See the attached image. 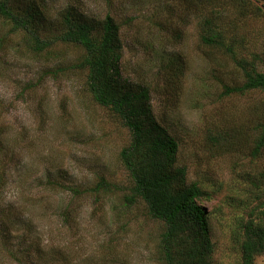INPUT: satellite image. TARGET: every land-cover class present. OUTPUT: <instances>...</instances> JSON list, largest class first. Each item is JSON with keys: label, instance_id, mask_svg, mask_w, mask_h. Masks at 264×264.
I'll use <instances>...</instances> for the list:
<instances>
[{"label": "rangeland", "instance_id": "rangeland-1", "mask_svg": "<svg viewBox=\"0 0 264 264\" xmlns=\"http://www.w3.org/2000/svg\"><path fill=\"white\" fill-rule=\"evenodd\" d=\"M240 2H226L220 18L227 39H239L238 57L263 72L264 11H256L253 0ZM38 3L46 14L36 29L42 39L63 32L59 14L69 4L94 19L111 14L120 24L123 75L148 84L158 121L180 143L179 165L208 194L200 203L210 218L213 262L240 264L232 240L255 205L244 193L245 173L264 172V150L252 156L258 126L264 124V92L223 96L224 85H242L244 74L224 53L198 48L197 20L179 46H167L166 37L183 16L180 0ZM9 38L0 47V264H163L158 254L163 224L141 205L118 210L122 187L131 186L119 160L130 134L90 99L84 75L69 71L82 50L59 45L35 53L23 35ZM175 55L187 64L179 97L160 73ZM59 67L66 73L52 75ZM217 133L225 134L221 147L209 141ZM100 177L117 187L104 203L69 192L93 187ZM255 264H264V256Z\"/></svg>", "mask_w": 264, "mask_h": 264}, {"label": "trees", "instance_id": "trees-1", "mask_svg": "<svg viewBox=\"0 0 264 264\" xmlns=\"http://www.w3.org/2000/svg\"><path fill=\"white\" fill-rule=\"evenodd\" d=\"M180 1L183 16L179 17L180 25L166 37L167 46H179L185 29L197 20L198 48L224 53L244 74L242 85H224L223 96L264 92V71L259 72L238 57L235 50L237 36L227 39L230 33L224 30L220 17L229 0ZM233 1L241 3L240 0ZM253 1L256 11H264V0ZM19 2L0 0V30L3 32L0 33V47L10 42L9 37L23 35L24 43L28 49L31 44L35 53L59 45L82 50L80 59L71 65L69 71L84 75L82 87L90 99L97 107L110 111L130 134L129 144L121 150L119 160L128 173L131 186L128 189L122 187L123 202L118 210L141 205L151 220L163 224L158 245L163 264H214L215 244L210 218L200 203L208 194L201 182L190 181L187 168L179 165L180 143L158 121L148 84L123 75L124 47L120 24L111 14L103 20L94 19L84 15L77 5L69 4L59 14L63 32L54 39H42L36 29L46 14L39 0H25L24 5ZM168 28H172L171 25L165 29L169 31ZM162 65L160 73L165 72V84L171 85L179 97V80L187 66L184 58L175 55ZM63 73H66L65 68L59 67L52 75ZM258 133L253 158H258L264 150V124L258 126ZM224 135L212 134L209 141L214 147H221L219 143ZM245 175L248 185L244 193L251 196L248 200L255 205L246 214V219L238 223L239 231L235 230L232 241L240 253V264H255L256 257L264 256V172L260 176ZM49 185L56 186L52 182ZM116 190L114 183L100 177L93 187H71L69 192L73 198L87 194L94 203L100 204ZM115 205L113 211L117 208ZM67 211L64 210L65 217Z\"/></svg>", "mask_w": 264, "mask_h": 264}]
</instances>
